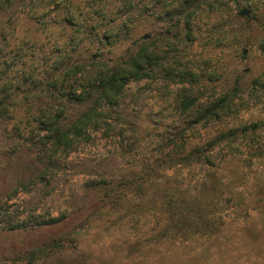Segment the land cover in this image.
I'll use <instances>...</instances> for the list:
<instances>
[{
    "label": "rangeland",
    "instance_id": "374dc122",
    "mask_svg": "<svg viewBox=\"0 0 264 264\" xmlns=\"http://www.w3.org/2000/svg\"><path fill=\"white\" fill-rule=\"evenodd\" d=\"M141 51L150 77L99 102L97 127L54 151L49 116L88 109L71 88L90 91ZM260 122L264 0L0 2V204L30 223L63 217L0 229V264H264V130L177 164ZM170 198L202 208L215 232L179 235Z\"/></svg>",
    "mask_w": 264,
    "mask_h": 264
},
{
    "label": "trees",
    "instance_id": "16d2710c",
    "mask_svg": "<svg viewBox=\"0 0 264 264\" xmlns=\"http://www.w3.org/2000/svg\"><path fill=\"white\" fill-rule=\"evenodd\" d=\"M6 0H0V2ZM124 67L118 64L113 70L101 74L91 83V90L85 88H71V92L75 94V100L83 105H88V109L75 120L68 123H63L61 119L43 115V118L50 117L47 121V138L52 142L54 151L62 150L68 152L72 149L74 142L83 138L90 128H96L101 122L97 117L99 116L98 103L114 106L118 103L123 95L125 87L132 81H141L150 77L151 69L154 66L153 57L144 53L143 51L137 53L132 57ZM59 81L51 82L56 86ZM41 85V81H38ZM47 83V82H46ZM80 91V93H78ZM96 91V95L92 92ZM93 96L95 97L94 101ZM264 130V122L247 125L241 128L231 129L227 132L219 134L214 140L209 142L204 147H199L191 150L186 156H181L177 164L193 162L194 160H209L207 153L215 148L218 144L236 139L240 136H246L249 133H256ZM167 212L175 221L174 227L179 231L181 236H195V235H211L215 232V222L209 217L200 215L199 206H190L188 204H181L173 198H170L167 203ZM12 205L8 202L0 204V229L19 230L36 228L44 225H52L60 223L63 217H54L47 221H38L30 223V221L16 219ZM203 210V209H202ZM40 252V251H39ZM38 251L35 250L30 254V260L36 257Z\"/></svg>",
    "mask_w": 264,
    "mask_h": 264
},
{
    "label": "water",
    "instance_id": "95a60500",
    "mask_svg": "<svg viewBox=\"0 0 264 264\" xmlns=\"http://www.w3.org/2000/svg\"><path fill=\"white\" fill-rule=\"evenodd\" d=\"M246 14H247V11L244 10V11L242 12V15L244 16V15H246Z\"/></svg>",
    "mask_w": 264,
    "mask_h": 264
}]
</instances>
